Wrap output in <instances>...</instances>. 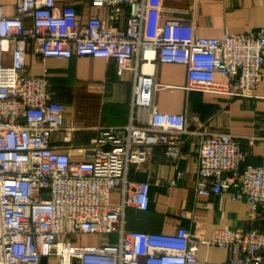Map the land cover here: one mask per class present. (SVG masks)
I'll list each match as a JSON object with an SVG mask.
<instances>
[{"label": "built area", "instance_id": "built-area-1", "mask_svg": "<svg viewBox=\"0 0 264 264\" xmlns=\"http://www.w3.org/2000/svg\"><path fill=\"white\" fill-rule=\"evenodd\" d=\"M91 6L101 14L82 20L71 9L59 14L56 0H17L10 16L0 6V264H198L200 243L227 250L225 264H264L257 229H216L198 240L184 226L172 234L128 230L125 219L129 207L145 211L150 203V183L129 180V167L147 162L154 147L177 163L188 140L198 148V196L246 202L252 218L264 207V157L249 165L238 136L192 129L185 113L161 111L155 72L135 65L182 64L187 90L252 96L264 78V27L203 37L192 24L163 20V0ZM30 55L104 58L120 76L133 72L130 123L102 128L73 160L76 128L66 126L65 106L53 99L48 69L28 73ZM60 132L65 146L54 147ZM117 191L121 200L113 203ZM86 236L99 242H77Z\"/></svg>", "mask_w": 264, "mask_h": 264}, {"label": "crops", "instance_id": "crops-1", "mask_svg": "<svg viewBox=\"0 0 264 264\" xmlns=\"http://www.w3.org/2000/svg\"><path fill=\"white\" fill-rule=\"evenodd\" d=\"M56 2L61 15L68 9L80 20L101 14L91 6V0ZM16 4L17 0H0L5 15H13ZM163 20L192 24L203 37L256 33L264 27V0H163ZM135 65L139 70L155 72L159 84L155 101L161 111L185 113L192 129L238 136L247 153V163L261 164L264 157V78L252 96L229 97L187 90L185 65L154 60H139ZM45 68L48 69L53 99L65 106L66 126L76 128L70 144L73 160L82 159L75 149L87 146L102 128L130 123L133 72L127 71L120 76L115 61L104 58H50L42 62L37 56L28 57L30 75L40 76ZM216 79L222 80L220 76ZM142 117L146 119V116ZM53 141L54 147L65 146L61 132L54 134ZM197 155V145L188 140L177 163L172 162L163 147H154L147 162L129 167V180L149 182L151 188L147 210L127 209L126 228L172 234L179 226H184L198 240H209L216 229L264 232V207L260 206L252 218L246 202L197 195ZM178 173H182L181 176ZM120 200V192H114L111 201L119 203ZM183 212H186L185 218H181ZM85 238V245L99 242L96 236ZM198 257V264H225L229 252L200 243Z\"/></svg>", "mask_w": 264, "mask_h": 264}, {"label": "rangeland", "instance_id": "rangeland-1", "mask_svg": "<svg viewBox=\"0 0 264 264\" xmlns=\"http://www.w3.org/2000/svg\"><path fill=\"white\" fill-rule=\"evenodd\" d=\"M86 239H87V238H85V237H83V238H79L77 242H78V243L85 244V243L87 242Z\"/></svg>", "mask_w": 264, "mask_h": 264}, {"label": "water", "instance_id": "water-1", "mask_svg": "<svg viewBox=\"0 0 264 264\" xmlns=\"http://www.w3.org/2000/svg\"><path fill=\"white\" fill-rule=\"evenodd\" d=\"M43 263H46V258L43 259Z\"/></svg>", "mask_w": 264, "mask_h": 264}]
</instances>
